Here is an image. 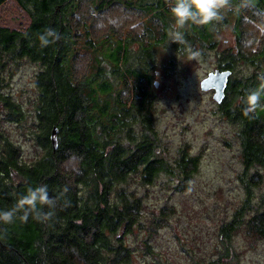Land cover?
<instances>
[{"label":"trees","instance_id":"obj_1","mask_svg":"<svg viewBox=\"0 0 264 264\" xmlns=\"http://www.w3.org/2000/svg\"><path fill=\"white\" fill-rule=\"evenodd\" d=\"M17 1L30 23L19 29L0 24V110L4 119L25 120L23 104L4 89L23 61L37 64L33 137L40 152L24 160L22 146L0 129V210L39 185L47 186L55 208L38 205L53 213L44 222L29 216L27 222L0 223V264H128L134 254L129 237L142 229L158 231L173 210L166 205L162 216L153 214L147 223L144 197L130 188L131 179L146 186L167 175L187 190L200 164V155L187 147L167 158L155 123V78L176 68L174 57L162 64L155 60L174 22L172 0ZM220 17L177 29L182 40L173 39V47L217 48V26H229L237 48L220 51L216 68L233 74L239 65L254 66L250 75L229 77L218 103L238 130L245 196L219 224L211 264H235L239 232L249 241L264 239V195L253 201L264 182V94L262 107L247 115L243 99L264 76V35L258 32L264 0H230ZM48 29L59 39L45 46L39 37ZM55 127L57 148L51 140ZM144 245L152 250L148 241Z\"/></svg>","mask_w":264,"mask_h":264},{"label":"rangeland","instance_id":"obj_2","mask_svg":"<svg viewBox=\"0 0 264 264\" xmlns=\"http://www.w3.org/2000/svg\"><path fill=\"white\" fill-rule=\"evenodd\" d=\"M223 12L225 8L220 10L221 14ZM106 15L111 18L112 14ZM29 23L28 13L17 0L0 4L1 25L19 29ZM261 28L258 32L264 35L263 24ZM252 29L257 31L255 26ZM174 31L177 29H169L167 44L159 46L155 54V60L161 64L168 63L172 57L176 61V68H171L168 76L155 78V123L167 158H175L187 147L191 154L200 155V164L187 190L178 189L177 183L167 175L146 186L131 179L130 188L144 197L147 223L153 214L162 216V207L168 205L173 210L158 231L142 229L137 236L129 237L134 254L128 264H197L199 261L211 264L217 259V228L223 220L230 218L245 196L239 177L243 167L237 127L221 115L214 89L201 87L202 79L216 69L220 51L226 47L237 48L234 32L229 26H217V48L192 50L187 47L184 51H176ZM256 43L254 47L259 45L258 41ZM193 51L200 55L193 57ZM131 52L136 55L135 49ZM38 70L37 64L23 61L4 89L23 104L27 110L25 120L4 119L0 110V129L22 146V157L28 161L40 152L33 137L35 100L39 96L35 84ZM253 70V65H239L230 76L241 78ZM263 195L264 182L255 188L253 201L258 202ZM145 240L152 250L145 249ZM235 243L239 256L235 264H264V239L249 241L242 231L235 237Z\"/></svg>","mask_w":264,"mask_h":264},{"label":"clouds","instance_id":"obj_3","mask_svg":"<svg viewBox=\"0 0 264 264\" xmlns=\"http://www.w3.org/2000/svg\"><path fill=\"white\" fill-rule=\"evenodd\" d=\"M230 0H172L169 4L171 14L174 18L173 29L183 28L189 22L194 24H208L213 20H219L220 10L229 6ZM177 40H182L181 33L177 30L172 33ZM49 37L52 39L50 40ZM42 45H48L54 40L59 39V35L54 29H48L39 37ZM193 57H198V51L191 52ZM261 85L257 89L250 90L243 98L247 107L244 113L247 115L254 112L261 105V96L264 94V76H260ZM67 191V189H65ZM38 205H47L55 208V201L49 197L47 186L39 185L29 187L27 194L23 195L12 208L0 210V223L12 224L19 219L27 222L29 216L39 222H44L52 218V211H44Z\"/></svg>","mask_w":264,"mask_h":264},{"label":"water","instance_id":"obj_4","mask_svg":"<svg viewBox=\"0 0 264 264\" xmlns=\"http://www.w3.org/2000/svg\"><path fill=\"white\" fill-rule=\"evenodd\" d=\"M231 74V69L216 68L213 71H210L208 75L202 79L201 87L204 90L214 89V98L217 100L218 103H221L226 95V88ZM51 140L53 147L57 148L58 138L56 127L52 131Z\"/></svg>","mask_w":264,"mask_h":264},{"label":"bare ground","instance_id":"obj_5","mask_svg":"<svg viewBox=\"0 0 264 264\" xmlns=\"http://www.w3.org/2000/svg\"><path fill=\"white\" fill-rule=\"evenodd\" d=\"M205 78V77H204Z\"/></svg>","mask_w":264,"mask_h":264}]
</instances>
